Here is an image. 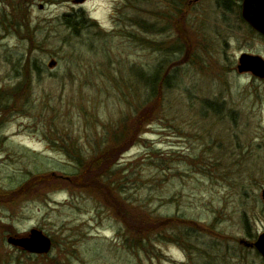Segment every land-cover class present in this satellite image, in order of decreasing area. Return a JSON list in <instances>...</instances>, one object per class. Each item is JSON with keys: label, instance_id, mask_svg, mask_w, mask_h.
<instances>
[{"label": "rangeland", "instance_id": "1", "mask_svg": "<svg viewBox=\"0 0 264 264\" xmlns=\"http://www.w3.org/2000/svg\"><path fill=\"white\" fill-rule=\"evenodd\" d=\"M74 1L0 0V90L27 93L0 125V264H264L241 244L264 233V79L238 70L264 36L242 0ZM32 229L50 254L8 242Z\"/></svg>", "mask_w": 264, "mask_h": 264}, {"label": "trees", "instance_id": "2", "mask_svg": "<svg viewBox=\"0 0 264 264\" xmlns=\"http://www.w3.org/2000/svg\"><path fill=\"white\" fill-rule=\"evenodd\" d=\"M231 3H232V0H227L226 1V4H225L226 8H228V6ZM183 6L185 7V6H187V4L184 3ZM237 6H238V8H241L240 4H238ZM63 21H64V24L65 25H67L68 27H70L72 29H75V30H78L81 26L82 27L87 26V24H86V17L83 15V13H77L74 17H73V15H65L63 17ZM176 22L174 23V25L176 24ZM93 24L96 25L95 23H93ZM139 28H141L143 30L145 29L147 33H152L155 30L154 26L144 27L141 24H139ZM177 28L179 30L181 29L179 25H177ZM179 33H182V32L179 31ZM28 63L29 62H27V66H28ZM147 81H148V86H149V89H150V97H149V100L153 102L155 99L157 100V98H158V101L156 102V104L160 103L161 99L163 101L162 95L165 92V88H166V85H167V82H168V76L166 75V70L165 71L158 70L157 73L154 76H149ZM22 86H24L23 83L20 84L17 88L6 89V90L1 89L0 90V125L3 122V120L5 119L6 115L10 112L9 111L10 108H14L13 103L15 102L17 96H18V98L20 96H24V95L27 96V93L25 91L22 90V93H21V91L19 90V88L22 87ZM151 115H153V114L151 113ZM130 123H131V121H126L125 123L123 122L120 125V128H119L120 131L118 132L119 133V136H118V133H117L116 136H115V138L113 139V141L117 140V138L120 139L121 137H125L126 136V134L128 132V127H129V124ZM85 162H86V160L84 159V157H82V158L79 159L80 168H81L80 172L83 171L82 174H84V172L90 173V171H89V165L90 164H85ZM86 165L88 166V168H87ZM101 168H100V170H101ZM101 173H104L101 176L103 180L104 179H107V178H111L109 176L111 174L108 175V173H106V170H104ZM74 177L75 176H68L67 178L70 179L73 184H77L76 183V179ZM105 189L108 190V191H111L112 190L110 184ZM190 226L191 227H189V228H191L193 230L198 229L193 224L190 225ZM157 231L158 232H155V233L158 234V235H160V236H164V235L171 234L169 232H168V234H166V231L167 230L166 231L165 230H157ZM171 231H173V230H171ZM172 234H173V237L172 236H170V237L173 239V243H175L176 245L182 246L190 254L191 253V249H192V245L189 242V240L191 241V238H186V237L183 238L181 235H177L176 236L175 233H172ZM153 236H154V233H152V232L151 233L150 232H147V233H144L141 236H138V240H137L138 245H140L141 247L147 249L146 241L143 244V239L146 238L147 243L149 241V243L152 244V238H153ZM143 237H145V238H143ZM150 244H148V246H150ZM200 257L204 260V262H202V264H212V261H211L212 260V257H211L210 253L207 251L206 248H204L202 250V253H201Z\"/></svg>", "mask_w": 264, "mask_h": 264}, {"label": "water", "instance_id": "3", "mask_svg": "<svg viewBox=\"0 0 264 264\" xmlns=\"http://www.w3.org/2000/svg\"><path fill=\"white\" fill-rule=\"evenodd\" d=\"M76 4H83L86 0H75ZM242 17L257 32L264 36V0H243ZM57 63L52 61L49 66L55 67ZM240 73L251 72L254 76L264 79V59L260 56L243 54L240 58L238 67ZM264 199V192H263ZM8 242L31 254L47 255L53 248V242L50 237L43 232L32 229L25 236L10 237ZM247 247H256L264 258V233L260 235L255 243L246 240L241 241Z\"/></svg>", "mask_w": 264, "mask_h": 264}, {"label": "flooded vegetation", "instance_id": "4", "mask_svg": "<svg viewBox=\"0 0 264 264\" xmlns=\"http://www.w3.org/2000/svg\"><path fill=\"white\" fill-rule=\"evenodd\" d=\"M258 239V238H257ZM255 248V247H254ZM254 250H256L257 251V249H254ZM257 254H258V251H257Z\"/></svg>", "mask_w": 264, "mask_h": 264}]
</instances>
